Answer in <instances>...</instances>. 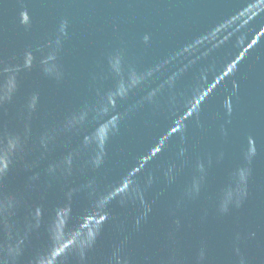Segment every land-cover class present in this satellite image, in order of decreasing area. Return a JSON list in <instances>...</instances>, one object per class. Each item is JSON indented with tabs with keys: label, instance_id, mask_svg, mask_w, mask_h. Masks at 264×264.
Returning <instances> with one entry per match:
<instances>
[{
	"label": "water",
	"instance_id": "water-1",
	"mask_svg": "<svg viewBox=\"0 0 264 264\" xmlns=\"http://www.w3.org/2000/svg\"><path fill=\"white\" fill-rule=\"evenodd\" d=\"M0 264H264V0H0Z\"/></svg>",
	"mask_w": 264,
	"mask_h": 264
}]
</instances>
